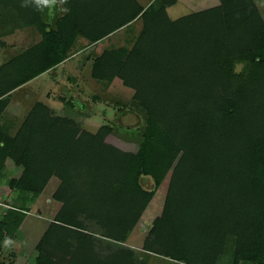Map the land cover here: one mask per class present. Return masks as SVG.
<instances>
[{"label": "trees", "instance_id": "trees-1", "mask_svg": "<svg viewBox=\"0 0 264 264\" xmlns=\"http://www.w3.org/2000/svg\"><path fill=\"white\" fill-rule=\"evenodd\" d=\"M176 2L66 0L68 11L47 29L34 4L0 0V18L41 34L0 65V120L11 92L65 61L75 39L92 44L136 19L141 30L131 48L105 47L91 76L121 79L144 113L131 150L107 141L110 126L91 133L42 102L14 134L12 122L0 123V178L7 160L20 168L7 184L17 192L14 204L0 208V256L18 237L26 199L55 176L52 198L61 205L39 246L61 253L63 264H145L128 236L161 187L163 206L140 251L178 264H264V19L254 0H218L171 18ZM106 210L117 214L101 222ZM96 233L112 241L106 253Z\"/></svg>", "mask_w": 264, "mask_h": 264}, {"label": "rangeland", "instance_id": "rangeland-1", "mask_svg": "<svg viewBox=\"0 0 264 264\" xmlns=\"http://www.w3.org/2000/svg\"><path fill=\"white\" fill-rule=\"evenodd\" d=\"M137 1L141 6L146 7L152 0ZM254 1L264 19V0ZM217 3L218 0H177L173 7L167 9V13L171 18H177L192 11L214 6ZM58 4H60L59 0ZM54 5L45 7L40 12L41 19L47 29L55 28L57 20L66 13L57 14L56 9H58V6ZM54 10L55 13H52ZM140 30L141 21L136 19L129 23L126 28L118 30L108 41L103 40L98 45L88 47L87 50L81 53L70 55L62 62L63 64L58 65L52 71H46L37 76V79H32L33 81L31 80L23 89L20 88L8 97L9 102L2 114L0 123L7 125L12 122L13 126L10 133L14 134L32 109V106L36 102H42L50 109L52 114L71 117L75 119L81 129L84 128L89 132H96L103 125L110 126L112 132L106 137L109 143L124 150L135 149L140 141L138 129L140 124L141 126L143 124L144 113L131 104L134 90L122 85V80L117 77L112 81L94 79L91 76V69L93 59L105 47L118 48L122 46L129 49ZM40 38L41 34L36 25L21 26L15 18H0V65L37 43ZM86 43L88 41L85 39H75L74 46L69 48V51H79L80 47L86 45ZM243 67V63L236 64L235 71L239 72ZM6 162L11 163L12 160ZM11 164L16 168V170H13L16 172L15 174L12 170L9 171L11 168L8 169L7 166L1 173L0 208L6 203L11 204L17 197V192L7 188L8 179L12 174L18 176V172H20L15 160ZM51 179L52 177L48 180L51 189L47 187L34 201L29 198L26 199V204L30 209L29 214L19 227L18 237L11 240L7 245L8 248L6 247L7 249L1 254L0 261H3L4 264H37L40 260L42 262H57L55 264L64 263L61 253L52 251L47 246L40 249L39 246L40 237L48 228L49 222L58 210V204L54 207L52 201L47 202V198L51 197L57 189L58 182L56 183L54 179L53 181ZM142 184L147 189L153 186L152 180L144 181ZM101 193L104 196L102 191ZM103 199L104 197H99L98 201L104 203ZM106 200L110 204L113 203L108 206H114V201L108 200V198ZM163 201V189L161 187L156 191L142 217L128 236V244L135 245L134 250L137 258L142 259L145 264H178L167 258L139 250L153 219L160 213ZM92 211L94 214L97 213L95 208ZM117 211L120 212L119 209ZM117 211H112V213L108 210L105 213L102 211L99 220L106 222L113 217V214L115 217ZM124 212L126 213L125 219L129 218V211ZM88 222L86 221V224ZM94 236L97 249L106 253L107 250L104 245L112 243V241L97 233Z\"/></svg>", "mask_w": 264, "mask_h": 264}, {"label": "crops", "instance_id": "crops-1", "mask_svg": "<svg viewBox=\"0 0 264 264\" xmlns=\"http://www.w3.org/2000/svg\"><path fill=\"white\" fill-rule=\"evenodd\" d=\"M54 6H58V9H56L57 14H58V13L60 14V13L62 12L61 9L64 8L63 5L58 4V0H57V3H56ZM52 13H55V10H54ZM126 26H127V25H125V26H123V27H121V28H119V29H117V30H115V31H113V32H111V33H109V34L106 35L104 38H102L101 40H99V41H97V42H95V43H92V44H90V43H86V45L80 47L79 51H74V53H73L72 55L77 54V53H79V52L81 53V52L87 50L88 47L90 48V47H93V46H95V45H98V44H99L101 41H103V40H107V41H108V40L111 38V36H112L113 34H115L116 32H118V30H122V29L126 28ZM81 48H83V49H81ZM91 53L93 54V52H91ZM61 64H63V63H61ZM61 64H59V65H61ZM37 78H38V77H36L35 79H37ZM35 79H33V80H35ZM33 80H32V81H33ZM30 82H31V80L28 81L27 83H25L24 85L18 87L17 89H14V90L11 92V95H12V93H14L15 91L19 90L20 88L23 89L24 86L27 85V84L30 83ZM30 98H31V97H30ZM83 129H84V128H83ZM84 130H85V129H84ZM86 131H87V130H86ZM91 133H92V132H91ZM93 133H94V132H93ZM11 163H12V162H11ZM11 163H10V162H6V166L8 167V169L11 168L9 171H11V170H12V171H13V170H16V168H14L13 165H12ZM13 172H14V171H13ZM13 172H12V173H13ZM15 173H16V172H14V174H15ZM18 173L20 174V172H18ZM19 174H18V175H19ZM12 177H14L13 174H12V176H11L10 178H12ZM10 178H9V179H10ZM9 179H8V180H9ZM53 179H54V182H56V183L58 182V183H57V187H58V185H59V183H60L59 179H58L57 177L55 178V176H52V179H51V180L53 181ZM0 180H1V179H0ZM47 187H48V189H51V188H49V182H48V184H46L44 190H45ZM57 187H56V188H57ZM7 188L10 189L9 187H7ZM44 190H43V191H44ZM55 190H56V189H55ZM11 191H12V190H11ZM43 191H42V192H43ZM52 194H53V193H52ZM49 197H50V196H49ZM49 197L47 198V202L49 203V202L52 201V205H53L54 207L58 204L57 207H58V210H59L61 203H60L59 201H57V200H54V199L52 198V196H51L50 198H49ZM13 204H14V202L12 201L11 204H7V206H8V205H13ZM29 210H30V209H29ZM58 210H57V211H58ZM28 214H29V213H28ZM28 214H27V215H28ZM55 214H56V213H55ZM27 215H26V217H27ZM54 216H55V215H54ZM26 217L24 218V221H25ZM24 221H23V223H24ZM22 225H23V224H22Z\"/></svg>", "mask_w": 264, "mask_h": 264}, {"label": "clouds", "instance_id": "clouds-1", "mask_svg": "<svg viewBox=\"0 0 264 264\" xmlns=\"http://www.w3.org/2000/svg\"><path fill=\"white\" fill-rule=\"evenodd\" d=\"M57 0H22L21 7H29L30 5H35L38 10H42L45 7H51L56 4ZM60 4L66 3V0H59ZM62 12H67V8H62ZM7 243V241H6Z\"/></svg>", "mask_w": 264, "mask_h": 264}]
</instances>
